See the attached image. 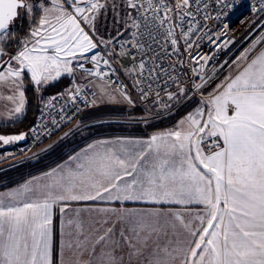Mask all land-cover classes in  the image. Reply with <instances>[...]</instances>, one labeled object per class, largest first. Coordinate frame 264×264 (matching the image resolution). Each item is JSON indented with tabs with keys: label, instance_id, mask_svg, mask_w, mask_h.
Wrapping results in <instances>:
<instances>
[{
	"label": "snow or ice",
	"instance_id": "1",
	"mask_svg": "<svg viewBox=\"0 0 264 264\" xmlns=\"http://www.w3.org/2000/svg\"><path fill=\"white\" fill-rule=\"evenodd\" d=\"M239 2L214 0L212 16L205 0H0V87L10 92L11 114L25 110L26 78L40 92L65 75L73 79L58 94L67 98L60 112L69 103L75 111L61 121L81 111V101L194 104L171 129L89 143L6 193L0 264H53L57 206L59 264H264V47L251 54L264 34L238 58L235 74L207 91L214 77L205 69L231 42L221 35L230 31L223 21ZM121 7L126 15L115 22L123 30L105 37L101 17L109 8L119 16ZM251 10L264 13V0ZM23 17L29 31L17 40ZM213 19L221 32L208 27ZM25 137L0 135V142ZM72 202L153 207L88 205L73 213Z\"/></svg>",
	"mask_w": 264,
	"mask_h": 264
},
{
	"label": "rangeland",
	"instance_id": "2",
	"mask_svg": "<svg viewBox=\"0 0 264 264\" xmlns=\"http://www.w3.org/2000/svg\"><path fill=\"white\" fill-rule=\"evenodd\" d=\"M103 2V0H102ZM123 0H116L118 5H122ZM117 12H119V16H115L111 8H109L108 12L105 16L101 17L98 27L100 28V32L102 35L107 37L108 35L115 36L117 30H123L122 23H116V20H119L120 17L126 15V11L121 7L117 8ZM264 20V13H257L254 18L245 26V29H242L238 35V40L249 35L254 28L258 26ZM264 34V25L259 28L255 33H251L247 42L242 46V49L237 54L235 59L230 62L222 71L214 76V82L212 83L211 87L207 91H211L217 85L221 84L225 77L232 75L235 71L237 66L241 63L238 61V58L241 56L242 53L245 52L247 49H251L253 43L262 35ZM23 35L21 38H23ZM20 38V39H21ZM260 44H256L255 49ZM254 49V50H255ZM252 50V52L254 51ZM10 51V50H9ZM207 93H205L206 95ZM112 106V105H110ZM109 106V107H110ZM194 104H186L184 106L173 104L170 110L160 108L159 106H147L150 108L151 111H148L146 106L140 107L137 106L134 108H129L127 105L115 106L116 108H121L118 110H113L115 112H108L104 114H100L96 118H93V122H88L90 120V115L87 116L88 112H86L83 117L78 120L74 126H72L67 134H63L62 136L57 138L52 142L51 145H55L56 147L50 149L48 154L42 158L48 162L50 159L58 158L62 156L66 151L70 150L72 146L77 144L78 142H82L84 140L97 137L99 135H107L109 133L112 134H119L124 132H138L141 134H146L148 131H152L150 128L154 127L155 125H172L174 124L177 119L180 117H184L188 111H191ZM231 114V113H230ZM170 123V124H169ZM93 126H103L104 128L108 129L111 128L113 130L101 131L98 133L92 132ZM102 130V129H99ZM20 156V152H19ZM31 162H20L19 157L12 162L5 164L0 169V178L7 177L12 175V177H19L25 170L22 168L23 166L29 165ZM21 168V169H20ZM24 169V170H23ZM19 171H21L19 173ZM28 172V171H26Z\"/></svg>",
	"mask_w": 264,
	"mask_h": 264
},
{
	"label": "built area",
	"instance_id": "3",
	"mask_svg": "<svg viewBox=\"0 0 264 264\" xmlns=\"http://www.w3.org/2000/svg\"><path fill=\"white\" fill-rule=\"evenodd\" d=\"M205 2L208 4L207 11L211 13L212 16H215L216 12L213 8L214 0H205ZM260 3L261 0H240V2L231 9L228 17H226L223 21L224 23L229 24L230 31L227 35L221 33L224 40L230 39L231 42L228 43L227 47H223L222 50L215 51L214 59L209 62L207 68L205 69L209 75L214 77L230 62H232L240 52L242 46L247 42L252 32L241 40H238V35L257 14V12H253L251 10L252 6H256L258 8ZM141 23L143 24V22ZM207 23L208 27L214 32H221V22L213 19L207 21ZM202 44H207V37H205V40L202 41ZM209 47L211 46L203 47L202 51L208 52ZM161 95H163V93ZM133 96L135 98V93H133ZM52 97H57L56 100L52 101L53 106L46 107L45 105ZM52 97L39 108L35 120L29 128V136L27 140L19 147L20 162L33 163L44 158L52 148V142L61 133L80 120L92 107H85L83 101H81L79 104L81 111L73 116L71 120L65 119L64 121H61L59 120V116L62 114L71 115L72 112L75 111V107L69 103L67 107L64 108V113H61L60 109L65 106L67 98H60L58 94H55ZM90 101L91 96H89V104ZM148 105L151 106V103L149 102ZM137 106L144 107L145 104L137 102ZM54 118L57 120L55 125L52 123ZM32 129H35V131H32Z\"/></svg>",
	"mask_w": 264,
	"mask_h": 264
},
{
	"label": "crops",
	"instance_id": "4",
	"mask_svg": "<svg viewBox=\"0 0 264 264\" xmlns=\"http://www.w3.org/2000/svg\"><path fill=\"white\" fill-rule=\"evenodd\" d=\"M262 47H264V44H260L251 54H255ZM242 63H243V61H241V63L237 66V68ZM237 68L232 73V75L235 74ZM64 77H68V76L67 75L62 76L60 79H62ZM68 78H69V84L66 87H64L61 91H59L57 93L49 94V93L45 92L44 90L38 92L39 108L46 101H48L53 95L63 93L66 88L70 87V82L72 81L73 78L72 77H68ZM77 79H79V72L77 73ZM59 80H57V81H59ZM57 81L50 82L48 85L53 84V83H55ZM8 95H10L9 90L6 87H0V124L1 123H10V122L18 121V120L22 119L25 116L26 111H27V96H26V93H25V96H26L25 110H24V112L22 114H19V115L11 114V110L13 109L14 105H13V103L11 101H9L7 99ZM110 105H112V106H110ZM115 106H121V105L109 104L106 101H101V100L98 99L97 100V104L95 106H92V109L87 114V116L90 115V117H89L90 120H88V122H93V120H95L93 118H96L100 114L102 115V114H104V113L106 114V113H108L110 111L112 112L113 110L121 109V108H116ZM113 112H115V111H113ZM181 118L182 117L177 119V121L174 124H172V125H167V126L151 129L152 131H148L146 134H141V133H138V132H135V133H132V132H127L126 133V132H124V133L112 134V135H110V134L106 135L105 134V135H99L97 137H93V138L84 140L82 142H78L77 144L72 146L70 150L66 151L62 155L61 158H59L58 160H56L54 162H50L48 166H46L45 168H43L41 170L35 171L33 173H28V174L24 175L23 177H12V175H10V176H8V178L7 177H3L2 179L0 178V198H4L5 202H7L8 198L5 196L6 193L11 192V191H13L15 189H18L20 185L24 184L26 181L31 180L34 177L43 178V174L45 172H48L52 168H55L57 165L63 163L64 161H66L68 159V157L70 155H74L76 152H79L82 148H84L89 143H93V142H95L97 140H102V139L115 140L117 137H120V138H131V139H147L148 137H150L154 133H159V132H162V131H164L166 129L173 128ZM74 125L75 124H73L72 126H74ZM71 127H69L67 130H65L63 133H61L57 137V140L63 134H67V132L69 131V129ZM28 132H29V129L27 131H23V132H19V133H3V132H0V135H4V136L19 135L21 133H25L26 134L25 139L21 140V141H17V142L8 144V145H4L2 142H0V169L5 164H8V163L12 162V160H15L16 158L19 157V152H20L19 147L24 143V141L27 140V138L29 136ZM51 146H52V148H54V147H56V144L55 145H51ZM88 205H92L94 207L99 205V206H105V207H127V208H134V209H145V208L153 207V205L146 204V203H143V202H126L124 205H119V204H100V202H79V203L72 202L71 203V211L74 213L75 209L84 208V207H86ZM164 207H169V205H164ZM171 207H182V206L172 205ZM189 207L192 208L193 210H197L199 208H202L201 205H196V204H192ZM53 212H54V219H53L54 245H53L52 261H53V264H59V262H60L59 243H60V229H61V213L59 211V206L55 207ZM84 258L87 259V256H85Z\"/></svg>",
	"mask_w": 264,
	"mask_h": 264
},
{
	"label": "trees",
	"instance_id": "5",
	"mask_svg": "<svg viewBox=\"0 0 264 264\" xmlns=\"http://www.w3.org/2000/svg\"><path fill=\"white\" fill-rule=\"evenodd\" d=\"M29 27H30V25H29L27 17L17 19L15 21V25H14V31L16 34V39L19 40L23 35L28 34ZM15 47H16L15 44H13L12 47L9 48L10 52H14ZM68 84H69V78L64 77V78L60 79L59 81L46 86L45 88H43V90L49 94H53V93H57V92L61 91ZM25 85H26V96H27V111H26L25 116L18 121H14V122H10V123H1L0 124V132H3V133H19V132L27 131L30 128V126L32 125V123L34 122L35 117L37 115V112L39 110L38 92L36 90H34L29 78L25 79ZM163 126L164 125L157 124L150 129H155V128L163 127ZM92 129H93L92 132L98 131V133L103 131V130L106 132H108L107 131L108 129L113 130L111 128L106 129L103 126H101V127L93 126ZM99 129H102V130H99ZM107 135H109V133H107ZM61 157L62 156H59L58 158H52L48 162L45 161L47 158L40 159V160L33 162L29 165L23 166L22 168H25V170L23 169L24 172L19 177H23L24 175H26L28 173H33L35 171L41 170V169L45 168L46 166H48L50 162H54ZM26 171H28V172H26ZM20 172L21 171H19V173Z\"/></svg>",
	"mask_w": 264,
	"mask_h": 264
},
{
	"label": "bare ground",
	"instance_id": "6",
	"mask_svg": "<svg viewBox=\"0 0 264 264\" xmlns=\"http://www.w3.org/2000/svg\"><path fill=\"white\" fill-rule=\"evenodd\" d=\"M263 25H264V20L260 24H258V26L256 28H254V30L252 31V33H255Z\"/></svg>",
	"mask_w": 264,
	"mask_h": 264
}]
</instances>
